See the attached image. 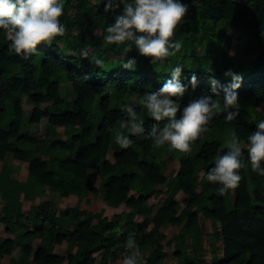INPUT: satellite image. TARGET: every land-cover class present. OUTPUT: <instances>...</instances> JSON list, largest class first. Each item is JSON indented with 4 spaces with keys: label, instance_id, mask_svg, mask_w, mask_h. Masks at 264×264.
Returning <instances> with one entry per match:
<instances>
[{
    "label": "trees",
    "instance_id": "1",
    "mask_svg": "<svg viewBox=\"0 0 264 264\" xmlns=\"http://www.w3.org/2000/svg\"><path fill=\"white\" fill-rule=\"evenodd\" d=\"M184 2L189 10L173 37L183 47L156 64L139 53L134 41L105 45L107 25L115 23V16L104 11L101 0H64L59 19L66 32L50 44L42 41L27 57L9 52L0 29V221L6 231L0 236V264L5 256L7 264H123V255L131 251L126 247L129 234L142 253L138 264H209L200 212L220 223L222 255L213 264H264V176L251 170L246 147L238 187L221 194V182L206 177L217 150L227 151L231 133L236 131L246 145L248 133L264 119V0ZM93 57L102 58L103 64L95 65ZM131 57L137 66L123 68L120 60ZM177 63L184 66L183 82L192 73L199 81L195 89H186L181 107L205 94L215 97L209 78L226 84L231 78L224 76L225 69L244 74L237 89L238 117L226 121V112L218 111L187 153L155 148L148 133L153 123L162 127L164 121H155L140 102L170 77ZM61 85L71 87L73 96L63 95ZM24 97L33 105L29 116ZM215 98L223 107L222 88ZM129 103L144 121V131L120 129L132 140L123 148L116 143L115 130L122 118H129ZM43 118L46 135L30 134L31 124ZM61 128L64 137H51ZM175 151L180 152L179 165L167 174V161ZM8 156L28 163L25 179L11 175ZM260 164L264 167V160ZM45 187L49 194L79 200L104 189L108 207L126 205L128 211L123 220H111L104 209H58L50 198L36 202V196L47 194ZM152 194L163 196L156 210L147 204ZM26 200L31 202L28 209ZM169 228L176 231L168 235Z\"/></svg>",
    "mask_w": 264,
    "mask_h": 264
},
{
    "label": "clouds",
    "instance_id": "2",
    "mask_svg": "<svg viewBox=\"0 0 264 264\" xmlns=\"http://www.w3.org/2000/svg\"><path fill=\"white\" fill-rule=\"evenodd\" d=\"M104 11H111L115 23L106 28L105 45L115 43L118 47L126 40L134 41L141 55L150 56L156 64L160 60L175 55L183 47V41L173 38L175 29L189 10L184 0H101ZM122 10L117 13L115 10ZM64 0H0V29L8 41L9 52L27 57L37 51L42 41L51 43L57 35L66 32V25L59 19L64 13ZM142 33V34H137ZM131 44L124 47L125 55ZM87 56L88 53L84 52ZM95 65H102L103 59L93 57ZM120 65L125 69L137 66L136 57L121 59ZM180 63L170 70V77L154 91L141 97V104L155 121H164L161 127L153 123L148 133L156 145L168 144L170 149L190 152L191 142L204 133L217 112H226L224 120L233 121L239 115L238 96L244 74L233 68L224 70V76L231 79L222 84L216 77H210L211 93L220 95L223 89V107L220 100L213 95L205 94L193 99L181 107V97L185 95L189 85L195 89L199 83L197 75L192 73L187 83L182 80ZM176 97V99H173ZM179 111V115H177ZM128 119H121L120 128L115 130V140L123 148H127L132 140L120 129L138 133L144 131V121L139 117L132 103L126 108ZM112 131V129H109ZM227 151L218 149L214 164L206 171L208 181L221 182L217 191L221 194L238 187L242 179L239 169L244 166V149H247V161L251 170L264 176V119L256 123V128L247 135V144L242 145L241 139L233 131L227 140ZM126 247L131 249L123 255V264H138L142 253L133 235L129 234Z\"/></svg>",
    "mask_w": 264,
    "mask_h": 264
},
{
    "label": "rangeland",
    "instance_id": "3",
    "mask_svg": "<svg viewBox=\"0 0 264 264\" xmlns=\"http://www.w3.org/2000/svg\"><path fill=\"white\" fill-rule=\"evenodd\" d=\"M230 34L236 37L237 32L235 30H232ZM61 90H62L63 95L73 96V90L71 87L68 88L67 85H61ZM135 99H136L135 95H132L131 101L135 102ZM23 103H24V108H25V114L29 116L31 114L33 105L28 102L26 97H24ZM46 124H47V118H43L40 123L31 124L30 134L37 136V137L45 136L47 133ZM56 135L64 137L62 128L56 131L54 134H52L51 137L56 136ZM166 146H168L167 143H165L164 145H156L155 148L166 147ZM179 155H180V152L175 151L173 153L172 159L171 160L168 159L167 171H166L167 174L174 172L176 168L178 167ZM7 161L11 164V175L13 177L19 178V179H25L27 177V174H28V163L27 162H23L11 156L7 157ZM202 186H203V182L201 180L198 186V190H200ZM162 188L165 189L164 191H166L165 186H162ZM45 189H46L47 194L44 196H39V195L36 196L35 198L36 202L39 203L43 199L50 198L51 201L57 206L58 209L65 210L75 205H78L81 208H89V209H92L93 211H100L104 209L105 215H107L111 220H115V219L123 220L126 212L128 211V207L126 205H121L117 208L110 207V206L108 207L107 204L102 199V194L104 193V189H101L100 193L97 196L91 195L89 200H79L78 197L75 195H72L69 197H60L55 194H49L50 191H48L47 187H45ZM134 193H136V191H134ZM143 194H147V191H144ZM163 194L164 193H162L161 195ZM161 195L152 194L148 198L147 204L149 206H153L156 210L157 207L163 201V198H162L163 196ZM178 199L182 201L183 199L182 194H178ZM3 203H4V199L0 196V216L2 215L1 208H2ZM30 204H31L30 200L24 201L25 209H28ZM199 215H200L199 224H200V227H202L203 229L202 238H203V245L205 249L204 250L205 256H206L208 263L213 264L222 255V252H221L222 241L219 239L220 223L215 219L205 217L203 213L201 212ZM174 231H176L175 228H169L167 230V232L169 233L168 235L172 234ZM5 235H6L5 226L0 221V236H5ZM187 237H188L187 241L190 242L191 239L189 238V236ZM65 247L66 245L61 246V249H60L61 253L64 252ZM19 254H20L19 248L14 250L13 252L14 256L17 257L19 256ZM190 258L193 260H196V255L194 252L190 253ZM175 260L177 261V258H173L171 261H175ZM8 261H9V256H5L1 260V263L7 264Z\"/></svg>",
    "mask_w": 264,
    "mask_h": 264
}]
</instances>
